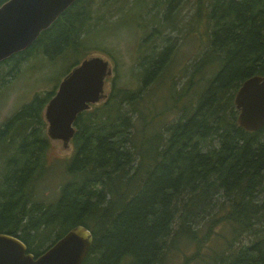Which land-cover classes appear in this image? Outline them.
I'll list each match as a JSON object with an SVG mask.
<instances>
[{"label":"trees","instance_id":"1","mask_svg":"<svg viewBox=\"0 0 264 264\" xmlns=\"http://www.w3.org/2000/svg\"><path fill=\"white\" fill-rule=\"evenodd\" d=\"M128 2L76 0L0 69L9 65L14 75L30 57L56 63L76 54L65 77L97 49L85 43L91 30L137 0ZM165 4L164 15L138 22L149 32L139 45L138 88L119 85L116 76L106 98L78 114L74 154L57 198L41 200L36 186L50 168L45 108L62 77L0 125V233L19 237L35 256L83 224L94 236L83 264H167L182 243L201 247L225 227L230 237L222 235L226 246L214 252V263L264 264V127L244 129L235 106L241 84L264 75V0H194L196 12L180 28H203L207 36L193 65L192 77L201 82L194 94L193 79L182 91L171 86L174 104L157 111L149 89L173 47L150 56L149 44L178 27L176 13L169 17L176 0ZM146 98L153 107L144 105ZM173 108L178 118L155 129L156 119Z\"/></svg>","mask_w":264,"mask_h":264},{"label":"rangeland","instance_id":"2","mask_svg":"<svg viewBox=\"0 0 264 264\" xmlns=\"http://www.w3.org/2000/svg\"><path fill=\"white\" fill-rule=\"evenodd\" d=\"M146 1L137 0L132 9L121 15H107L110 23L93 28L85 39L87 46L97 47L91 52V55L103 56L109 59L113 66L114 72L106 81L105 91L107 94H109L111 82H114L116 76L118 84L121 86L127 85L137 89L138 82H141L136 77L139 68V45L149 32H145V27L140 26L138 22L148 18L152 20V14L156 12L162 16L168 7L165 0ZM157 1L159 4L155 3ZM193 2L194 0H176V5L170 10L169 17L175 19L174 13H176L174 24L178 23V27L175 29L165 28V32L158 35V38L149 44L150 56H156L155 52L167 44H171L173 47L168 59L170 60L169 65L149 89L152 96L151 101L155 102L157 111L164 110L172 103V95H177V93L175 95L170 93L171 86L182 91L183 86L193 79L196 85L190 92L194 94L198 82H201V76L198 74L192 77L193 65L204 52L207 36L203 28H196L191 33H187L186 28L182 30L180 28L196 12V7L192 6ZM131 3L132 0H129L128 5ZM140 14H143L144 17L139 19ZM76 58V54H71L69 60H57L56 63H51L41 56L30 57L21 64L14 75L9 73V65L0 69V125L22 104L31 101L36 93L44 94L52 90L61 77L62 81L68 61ZM144 100V105L153 107L147 102V98ZM177 111L178 108H173L163 116L161 115L160 118L158 117L157 121L154 116L155 129H164L167 124L174 122L179 115ZM161 118L162 121H159ZM153 123L150 125L151 127ZM142 127L143 125L140 124L139 129ZM152 129L154 130V128ZM73 154L74 148L71 143L69 147L65 148L62 140L51 141L47 155L50 168L39 179L36 186V194L41 200L50 202L59 196L61 186L67 179L66 167ZM206 230L207 227H204L200 235L202 236ZM215 231L210 235L211 239L203 242L201 247L199 244L196 246L195 243H182L180 249L169 254L170 261L167 264H216L213 259L214 252L219 251L221 247L225 249V239L230 237V231L225 227H218ZM224 234L227 237L222 239ZM218 242L223 245L220 246Z\"/></svg>","mask_w":264,"mask_h":264},{"label":"water","instance_id":"3","mask_svg":"<svg viewBox=\"0 0 264 264\" xmlns=\"http://www.w3.org/2000/svg\"><path fill=\"white\" fill-rule=\"evenodd\" d=\"M76 0H6L0 2V62L28 48ZM114 72L109 59L92 55L60 82L45 108L47 133L69 147L78 114L106 98V80ZM238 122L248 131L264 127V75L246 79L235 96ZM94 240L83 224L68 230L38 256L19 237L0 233V264H83Z\"/></svg>","mask_w":264,"mask_h":264}]
</instances>
